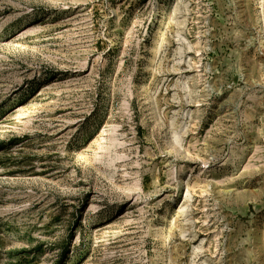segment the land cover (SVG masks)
Listing matches in <instances>:
<instances>
[{
	"label": "rangeland",
	"instance_id": "374dc122",
	"mask_svg": "<svg viewBox=\"0 0 264 264\" xmlns=\"http://www.w3.org/2000/svg\"><path fill=\"white\" fill-rule=\"evenodd\" d=\"M0 264H264V0H0Z\"/></svg>",
	"mask_w": 264,
	"mask_h": 264
}]
</instances>
